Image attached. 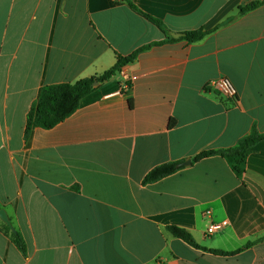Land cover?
<instances>
[{
  "label": "crops",
  "instance_id": "crops-1",
  "mask_svg": "<svg viewBox=\"0 0 264 264\" xmlns=\"http://www.w3.org/2000/svg\"><path fill=\"white\" fill-rule=\"evenodd\" d=\"M131 1L138 11L126 0H0V210L14 229L0 220V264H264V141L244 180L213 156L143 185L156 166L232 148L253 125L264 133V5ZM140 49L72 116L26 135L44 87L99 77ZM219 78L236 99L206 90Z\"/></svg>",
  "mask_w": 264,
  "mask_h": 264
},
{
  "label": "trees",
  "instance_id": "trees-1",
  "mask_svg": "<svg viewBox=\"0 0 264 264\" xmlns=\"http://www.w3.org/2000/svg\"><path fill=\"white\" fill-rule=\"evenodd\" d=\"M126 1L128 2L131 8L138 11V9L133 5L131 0ZM263 5L264 0H260L258 2L250 4L249 6L241 10V13L243 14L255 10ZM148 18H150L158 26L164 28L163 24L160 21L155 20L151 17ZM215 30L216 28L211 31H204L203 29H199L197 31L183 34L180 39L186 40L189 43H195L201 41L209 33ZM168 40L172 39L169 38ZM142 50L143 49H140L139 51L133 53L128 57L118 56L115 66L99 77L83 79L76 83H63L48 85L44 87L37 105L34 107V109L29 115L26 135L29 134L32 128H42L48 130L64 122L78 110L80 101L96 90V87H94V83L96 81L100 84H104L110 81L118 73H120L126 65L133 63ZM173 126L174 124L172 123L170 127ZM262 141H264V133H261L258 130L257 126L253 125L251 133L240 139L236 146L223 150H211L200 153L199 155L192 158V163H198L201 160H204L209 157L220 156L226 160L236 177L239 180H244L247 160L252 154L256 145ZM180 163L182 162H169L156 166L145 176L143 180V185L147 186L157 183L167 177L178 173L179 171L184 169L178 168V165ZM167 231L175 238L183 240L184 242L195 248H201L197 244L191 233H189L185 229L171 226L167 227ZM12 237L18 247L22 251H25V244L22 237L19 234H13ZM261 240L262 239H259L254 242H249L245 245L244 249L254 245L255 243ZM212 252L218 255L232 256L235 255L238 251L230 253L218 251Z\"/></svg>",
  "mask_w": 264,
  "mask_h": 264
},
{
  "label": "built area",
  "instance_id": "built-area-1",
  "mask_svg": "<svg viewBox=\"0 0 264 264\" xmlns=\"http://www.w3.org/2000/svg\"><path fill=\"white\" fill-rule=\"evenodd\" d=\"M207 91H212L218 93V95L222 96L227 100H233L237 98V90L229 79L219 78L210 81L206 86ZM206 214H210L209 211ZM228 225L227 221H223L220 223H212L208 229L206 234L212 236L220 231H222Z\"/></svg>",
  "mask_w": 264,
  "mask_h": 264
},
{
  "label": "water",
  "instance_id": "water-1",
  "mask_svg": "<svg viewBox=\"0 0 264 264\" xmlns=\"http://www.w3.org/2000/svg\"><path fill=\"white\" fill-rule=\"evenodd\" d=\"M98 85H99V83L96 81L94 83V87H98ZM191 165H192V160L191 159H187L184 162L180 163L178 165V168H186V167H190ZM0 220L4 224L8 225L14 231V229L12 228V225L10 223V219H9V217H8V215H7V213H6V211L4 209L0 210Z\"/></svg>",
  "mask_w": 264,
  "mask_h": 264
}]
</instances>
